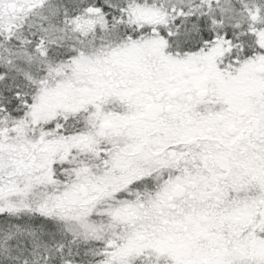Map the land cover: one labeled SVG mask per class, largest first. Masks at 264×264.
<instances>
[{"label":"snow or ice","instance_id":"1","mask_svg":"<svg viewBox=\"0 0 264 264\" xmlns=\"http://www.w3.org/2000/svg\"><path fill=\"white\" fill-rule=\"evenodd\" d=\"M0 264H264V0H0Z\"/></svg>","mask_w":264,"mask_h":264}]
</instances>
